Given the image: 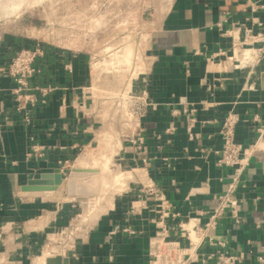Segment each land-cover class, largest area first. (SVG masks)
<instances>
[{
  "label": "crops",
  "instance_id": "obj_1",
  "mask_svg": "<svg viewBox=\"0 0 264 264\" xmlns=\"http://www.w3.org/2000/svg\"><path fill=\"white\" fill-rule=\"evenodd\" d=\"M252 17L264 21V0H158L136 35V78L121 95L122 86L102 82L118 69L103 67L101 50L0 24V66L20 47L40 44L32 84L49 88L31 90L34 104L18 101L16 82L0 77V264H46L56 255L67 264H151L150 241L161 227L187 244L182 226L205 223L233 173L213 152L222 120L237 114L245 145L264 124V60L233 70L207 59L231 46L230 34L243 38L255 27ZM92 165L112 167L114 185L96 195L72 192L67 171L96 172ZM56 172L63 184L55 194L23 195L29 179ZM80 195L88 197L87 213ZM237 196L242 223L221 219L214 244L191 264L216 248L239 255L238 264H264V149L252 153ZM59 235L57 249L41 253Z\"/></svg>",
  "mask_w": 264,
  "mask_h": 264
},
{
  "label": "rangeland",
  "instance_id": "obj_2",
  "mask_svg": "<svg viewBox=\"0 0 264 264\" xmlns=\"http://www.w3.org/2000/svg\"><path fill=\"white\" fill-rule=\"evenodd\" d=\"M157 1L9 0V3L5 1L4 5L0 3V7L1 4L3 7L6 5V9L11 11L6 14L7 16L0 15V24L15 32L34 34L40 41L80 45L87 51H93L94 48L98 49L97 51L101 50L102 54L98 58H101L103 67L107 70L118 69L114 75H105L102 82L109 87L122 86V92H118L121 95L124 93V85L129 82L132 75L134 79L136 78L139 69L136 35L143 31L142 20L146 14L154 12ZM10 6L16 7L10 10L8 9ZM95 32L97 38L94 36ZM126 74L128 80H125ZM123 96L126 98L127 92ZM90 158L91 161L97 160L99 163L106 160L100 159L99 155H91ZM91 167L95 168L96 172H78L79 169L67 171L71 179L72 192L96 195L98 192L109 191L114 185L113 178L110 179L116 174L112 167L101 165ZM59 237L61 236L53 239V245L44 244L41 253L57 249L54 245H60L57 243L61 241Z\"/></svg>",
  "mask_w": 264,
  "mask_h": 264
},
{
  "label": "built area",
  "instance_id": "obj_3",
  "mask_svg": "<svg viewBox=\"0 0 264 264\" xmlns=\"http://www.w3.org/2000/svg\"><path fill=\"white\" fill-rule=\"evenodd\" d=\"M250 7L255 9L256 5L251 4ZM251 19L255 27L244 28L243 38L230 34L233 38L231 46L219 50L207 59L220 58L225 68L233 70H250L261 60H264V44H260L264 43V21L255 17ZM40 52V44H35L33 47L24 45L15 51L6 64L0 66V77L9 76L16 82L13 92L17 95L18 101H21L22 97H26L29 102L34 104L36 99L32 98L31 90L40 89L46 94L49 89L39 88L38 85L32 84L33 78L40 71L35 64L36 57ZM42 101L45 102V99ZM23 108L24 119L28 122L31 118L30 110ZM237 121L238 116L232 111L224 117L219 129L221 144L213 150L220 167L233 169L226 190L216 196L217 204L209 211L204 224L195 221L188 227L182 226L181 236L187 240V244H183L180 238H172L169 232L161 227L150 241L151 264H191L201 247L214 244L215 235L212 231L221 219L230 217L237 225L242 223L239 212L241 200L237 196V190L241 185L243 173L249 164L252 153L255 150L264 149V124L258 128L260 134L257 140L252 144L245 145L236 135ZM169 129H173V127ZM133 141L142 144L143 136L136 135ZM201 257L203 264H238L241 259L235 253L218 248L201 252Z\"/></svg>",
  "mask_w": 264,
  "mask_h": 264
},
{
  "label": "water",
  "instance_id": "obj_4",
  "mask_svg": "<svg viewBox=\"0 0 264 264\" xmlns=\"http://www.w3.org/2000/svg\"><path fill=\"white\" fill-rule=\"evenodd\" d=\"M63 184V177L61 173H45L39 178L29 179L28 182L22 186L23 195H53ZM76 200L81 203L82 212L87 213L89 209L88 197L80 195ZM64 261L67 264V258L61 255L48 257L46 264H60Z\"/></svg>",
  "mask_w": 264,
  "mask_h": 264
},
{
  "label": "bare ground",
  "instance_id": "obj_5",
  "mask_svg": "<svg viewBox=\"0 0 264 264\" xmlns=\"http://www.w3.org/2000/svg\"><path fill=\"white\" fill-rule=\"evenodd\" d=\"M2 1H3V0H0V3H2ZM5 1H6L7 3H9V0H5ZM5 1H4V2H5ZM34 1H35V0H34ZM4 2H3V3H4ZM3 3H2V4H3ZM7 3H5V4H7ZM14 3H16V2H14ZM18 3H19V2H18ZM22 3H23V2H21V4H22ZM26 3H27V2H26ZM28 3H30V2H28ZM2 4H1V7H0V15L4 16V15H6L7 13H9V12H11V11H9V10L6 9V8H7L6 5L3 7ZM16 4H17V3H16ZM31 4H32V2H31ZM31 4H30V5H31ZM3 5H4V4H3ZM9 5H10V4H8V6H9ZM19 5H20V4H19ZM28 5H29V4H28ZM15 7H16V6H15ZM15 7H14V6H12V7L10 6V8L8 7V9H10V10L12 9V10H13V8H15ZM28 7H29V6H28ZM18 9H19V8H18ZM18 9H15V10H18ZM6 16H7V15H6ZM8 16H9V15H8Z\"/></svg>",
  "mask_w": 264,
  "mask_h": 264
}]
</instances>
